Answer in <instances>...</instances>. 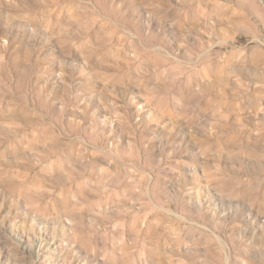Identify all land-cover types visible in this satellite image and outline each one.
<instances>
[{
  "label": "rangeland",
  "instance_id": "obj_1",
  "mask_svg": "<svg viewBox=\"0 0 264 264\" xmlns=\"http://www.w3.org/2000/svg\"><path fill=\"white\" fill-rule=\"evenodd\" d=\"M39 4L0 0V264H264V0Z\"/></svg>",
  "mask_w": 264,
  "mask_h": 264
},
{
  "label": "bare ground",
  "instance_id": "obj_2",
  "mask_svg": "<svg viewBox=\"0 0 264 264\" xmlns=\"http://www.w3.org/2000/svg\"><path fill=\"white\" fill-rule=\"evenodd\" d=\"M48 1H51V0H48ZM19 3L23 7L27 8V10H29V11L35 10V9H37L40 6L39 0H19ZM23 3H26V4L23 5ZM29 18H30L29 21L33 24V26L35 28H37L38 27V23H37L36 19L33 17V15H30ZM9 47H10V45L6 46L4 49L5 50H6V48L9 49ZM32 53H33V51L28 53V57H27L28 59L32 56Z\"/></svg>",
  "mask_w": 264,
  "mask_h": 264
}]
</instances>
